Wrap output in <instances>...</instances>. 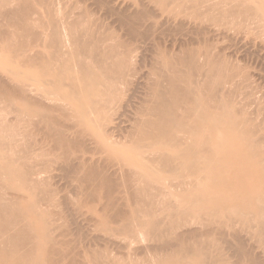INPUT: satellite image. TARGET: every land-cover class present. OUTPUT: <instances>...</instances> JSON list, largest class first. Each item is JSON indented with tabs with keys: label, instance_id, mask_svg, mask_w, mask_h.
Segmentation results:
<instances>
[{
	"label": "bare ground",
	"instance_id": "1",
	"mask_svg": "<svg viewBox=\"0 0 264 264\" xmlns=\"http://www.w3.org/2000/svg\"><path fill=\"white\" fill-rule=\"evenodd\" d=\"M58 1L0 0V264H264V0Z\"/></svg>",
	"mask_w": 264,
	"mask_h": 264
},
{
	"label": "rangeland",
	"instance_id": "2",
	"mask_svg": "<svg viewBox=\"0 0 264 264\" xmlns=\"http://www.w3.org/2000/svg\"><path fill=\"white\" fill-rule=\"evenodd\" d=\"M62 1H64V2H62ZM73 2L75 1V0H72ZM61 2V3H60ZM72 2V3H73ZM58 3L61 5V9L63 10L62 12H64V11H69L68 9H69V4H71V1L70 0H60V1H58ZM63 3H64V5H63ZM63 5V6H62ZM101 14V13H100ZM99 15V14H98ZM101 16H102V14H101ZM103 18H104V16H102V20H103ZM104 21V23H106L108 20H106V18H105V20H103ZM243 53H241V54H238L237 56L239 57L240 55H241V57L239 58V59H236V58H233V59H235L234 61L235 62H237V60H240V61H238V63H241V65H243L244 64V66H246V68L250 71V72H252V74H254V75H261L262 73H263V68H264V66L263 65H261V64H259V63H257V60H256V58L254 59L253 58V56L251 57H249V56H247V57H245V58H242L243 57V55H242ZM234 57H236V56H234ZM7 58H8V60H7ZM242 58V59H241ZM247 58V59H246ZM250 58H252L253 60H250ZM233 59H232V61H233ZM258 59V58H257ZM11 58L9 57V56H6L5 58H3L2 59V62L3 63H6V62H9V65H6V67L7 68H9V69H13L14 71H27V75H29L30 76V78L31 79H29L28 80V78H29V76H27V77H25V76H23V77H20V79H23L22 81L24 82V83H26V84H33L32 83V79H33V77L31 76L34 72H36L37 71V68H32V69H26V68H23L22 66H20V63H18L17 62V60H11ZM12 61H14V62H12ZM256 61V62H255ZM255 63V64H254ZM1 64V68H2V63H0ZM18 64V65H17ZM256 67H255V66ZM261 65V66H260ZM255 68V69H254ZM254 70V71H253ZM257 71V72H256ZM258 77V76H257ZM256 77V78H257ZM25 78H27V79H25ZM256 83H257V80H256ZM259 83H261V84H259ZM264 83V82H263ZM262 87H261V86ZM258 86H260L259 88H260V90H263L262 88H264V86H263V84H262V80L260 81V82H258ZM32 88L34 87V88H37L36 87V84H34L33 86H31ZM47 85H42L41 86V89L39 88V91H41V92H43L42 90H47V89H50V87H48ZM43 88V89H42ZM68 88L67 87H65L64 88V90H67ZM44 90V91H45ZM262 92H264V91H260L259 93H261L262 94ZM259 93H258V95H259ZM40 94V93H39ZM264 94V93H263ZM14 117V115H13V113L11 114L10 112L9 113H7V117L8 118H10V119H12L13 117ZM12 154V153H11ZM10 154V158H15L16 156H17V153H14V156H13V154L11 155ZM56 172V171H55ZM54 173V171L52 172V174ZM51 173H48L47 175H50ZM51 174V176H53ZM57 174V175H56ZM54 173V175H55V179L54 178H52L53 180V182L55 183V185L57 184V187L59 188V189H61V190H63L62 188H64V192L65 193H68V195H69V197H73V194H72V192L69 190V192H68V189H66V187L65 186H63L64 184H63V182H61L60 183V181H62V180H60V179H58L59 178V176H58V172L57 173ZM54 177V176H53ZM55 180V181H54ZM58 182V183H57ZM63 186V187H62ZM14 190V191H13ZM12 191L11 190H9V188L7 189V193L8 194H11V195H19L18 193H22V190H20L19 189V187H15V189H13ZM16 191V192H15ZM94 206H95V204H93ZM81 236V239H80V241H79V244H80V246L83 248V247H87V246H89V245H92V243H93V240H94V234H91V237H90V235H87L86 237H85V235L83 234V235H80ZM83 236V237H82ZM118 237H120L121 238V240L123 239L122 237H123V235H117ZM86 238V239H85ZM137 238V239H136ZM136 238H134L133 240H132V242H131V245H130V247H131V253H132V251H136V253H137V251L138 250H140V249H143L144 247H146L147 245H149V244H151L152 243V241L149 239V238H147V237H145V234L143 235H140V236H137ZM88 239V240H87ZM78 240H79V238H78ZM95 241V240H94ZM120 241V240H119ZM81 242V243H80ZM89 243V245H88V243ZM122 242V241H121ZM101 245H106L107 246V244L106 243H104V239L103 240H100V242H99ZM137 245V246H136ZM111 246V247H110ZM113 245H111V244H108V250H109V252L111 253V251H112V255L113 256H116V257H122V256H125L124 254L126 253V249H124V248H117V247H112ZM113 248V249H112ZM114 252V253H113ZM128 252H130V250H128Z\"/></svg>",
	"mask_w": 264,
	"mask_h": 264
}]
</instances>
